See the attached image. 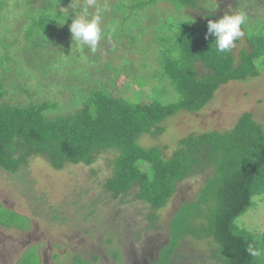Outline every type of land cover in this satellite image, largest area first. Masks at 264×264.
I'll return each mask as SVG.
<instances>
[{"label":"rangeland","instance_id":"1","mask_svg":"<svg viewBox=\"0 0 264 264\" xmlns=\"http://www.w3.org/2000/svg\"><path fill=\"white\" fill-rule=\"evenodd\" d=\"M121 1L97 0L98 7L106 3L109 10L101 21L104 38L92 53L72 39L69 29L73 9L84 10L87 0H0V60L5 59L0 65V81L4 98L20 105L48 100L57 104L52 111H66L78 107L89 95V87L97 85L143 103L177 100L179 93L171 89L165 78H153L159 65L152 27L146 22L148 30L143 32L141 41L133 37V25L129 28L132 33L127 35L119 28L123 25L122 9L114 13L110 5H122ZM44 4L52 17L62 11L68 19L47 35L49 40L44 45L35 37L36 46L33 36L26 37L29 15L33 6ZM149 8L150 14H161L163 21L168 15L208 21L232 11L244 12V35L232 48L236 60L241 49L252 48L249 35L255 30L251 25L258 28L264 23V0H195L194 5L181 9L172 1L160 0ZM144 9L139 8L145 14ZM131 10L129 6L124 9ZM87 11L92 13L95 9ZM137 16L136 21L145 23V16L144 21ZM256 62L260 68L257 76L221 85L201 109L177 111L155 127L161 128L160 132L154 128L142 134L140 144L158 145L163 155L170 156L179 138L203 131L229 130L247 111L264 128V58ZM198 70L203 71L200 65ZM115 154L106 150L97 154L92 164L67 163L61 169L53 168L45 156L34 154L16 172L0 168V214H11V218L0 221L11 223L0 224V264H19L32 245L36 247L26 256L29 264H36V253L39 264H74L75 258L85 259V264H152L168 239L172 214L183 202L195 199L211 169L178 182L166 204L154 209L147 202L133 199V190L117 198L105 190L103 184L111 174ZM255 198L253 207L239 215L236 223L264 233V195ZM209 241L186 236L173 264H216ZM262 245L264 248V242Z\"/></svg>","mask_w":264,"mask_h":264},{"label":"trees","instance_id":"2","mask_svg":"<svg viewBox=\"0 0 264 264\" xmlns=\"http://www.w3.org/2000/svg\"><path fill=\"white\" fill-rule=\"evenodd\" d=\"M159 1L133 0L125 4L123 0L122 5L114 3L110 9L114 13L122 9L123 25L119 28L127 35L133 25L131 33L136 41L142 40L147 24L152 27L159 65L153 78H165L179 98L167 103L157 99L143 103L95 85L89 87V95L78 107L52 111L57 104L48 100L11 104L4 98L0 81V168L16 172L32 155L41 154L53 168L61 169L67 163L92 164L97 154L113 150L116 154L111 159V174L103 184L105 190L112 198L133 190V199L147 202L154 209L166 204L178 182L211 169L195 199L183 202L172 214L168 239L152 264H173L186 236L209 239L216 264H264V233L236 223L239 215L253 207L256 195H264V128L251 112H243L229 130L203 131L179 138L170 156L163 155L158 145L144 147L139 142L142 134L152 131L177 111L201 109L221 85L257 76L260 68L256 60L264 58V23L258 26L257 22L258 28L251 25L255 30L249 35L252 48L241 49L236 60L232 49L220 53L215 49V37H206L208 21L175 19L170 15L163 21L161 14H150L149 6ZM168 1L179 9L195 4V0ZM128 6L133 11L125 12ZM141 7L145 8V14L140 12ZM45 8L46 4L33 6L29 15L31 23L26 37L33 36L35 45L38 44L35 37L44 45L49 40L47 35L68 19L62 11L52 17ZM137 14L142 20L145 16V23L136 21ZM2 61L5 59L1 58L0 65ZM155 130L160 132L161 128ZM5 217L11 218V214ZM5 217L0 214V221ZM249 243H256L261 249L260 257L248 254ZM35 247H28L19 264H29L26 256ZM36 257L39 264L37 253ZM86 262L74 259V264Z\"/></svg>","mask_w":264,"mask_h":264},{"label":"clouds","instance_id":"3","mask_svg":"<svg viewBox=\"0 0 264 264\" xmlns=\"http://www.w3.org/2000/svg\"><path fill=\"white\" fill-rule=\"evenodd\" d=\"M87 8H93L95 11L90 13ZM108 10L109 6L106 3L102 7H98L97 0H87L84 10L74 8L75 14L69 25L72 39L90 52L95 53L100 41L104 38L101 21L103 14ZM246 22L247 15L242 11L225 13L218 20H208L206 37L207 35L215 37V49L218 52H229L235 46V42L244 35L242 26L246 25ZM246 251L252 257H260L262 254L256 243H249Z\"/></svg>","mask_w":264,"mask_h":264}]
</instances>
